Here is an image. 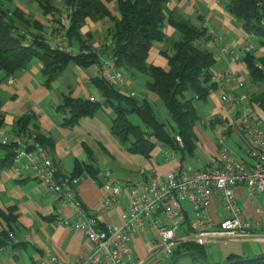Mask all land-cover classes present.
Here are the masks:
<instances>
[{"label": "crops", "instance_id": "obj_1", "mask_svg": "<svg viewBox=\"0 0 264 264\" xmlns=\"http://www.w3.org/2000/svg\"><path fill=\"white\" fill-rule=\"evenodd\" d=\"M53 1L55 5L57 1ZM102 2L115 18H120L117 0ZM168 2V11L188 18L193 24L207 31L210 38L204 45L213 52L216 49L220 53L213 71H231L238 79L244 80L242 91L249 96L264 90V82L249 81L244 61L232 62L228 55H221V47L238 50L250 38L237 20L226 11L223 0H194V4H189L186 0ZM15 5L19 7L18 4ZM23 11L28 15L27 10L23 8ZM33 17L47 30L44 15L37 13ZM111 27L112 22L107 18L96 21L87 18L80 30L83 43L74 41L72 47L79 50L80 46L86 45L97 53L100 61L106 59L110 55L106 48L109 44L107 31ZM164 32L169 39L179 36L170 24H166ZM215 38L218 39L216 48L213 43ZM167 41L155 42L148 57L149 63L166 71L169 65L164 52H171ZM253 53L257 58L263 57L264 46L256 48ZM100 61L87 68L71 65L49 85L44 84L41 74L43 63L40 61H34L27 69L17 71L13 75L1 72L0 101L4 124L0 129L11 132L17 118L30 115L31 121L27 129L38 132L39 140L61 175H72L78 162L88 163L96 169L108 167L114 178L120 182L137 180L142 169L148 174L159 175L182 164L201 169L217 158L216 136L221 133L226 135V143L236 156L251 162L247 153L250 141L239 128V108L232 109L228 104H221L216 92L211 93L206 102L199 104V112L201 119L207 117L210 112L216 113L217 116L201 128L195 127L196 149L193 155L186 156L183 161L177 153L175 159L168 160L160 142H156L149 157L127 151L111 133L112 110L104 105L92 116L81 117L74 125L65 124L68 111L59 108L65 96L89 100L90 97H95L96 101L104 100L101 91L91 83L93 77H99ZM123 71L127 74L125 76L128 89L133 91L135 96L153 98L145 86H142L146 79ZM134 86H139L145 91L139 93ZM225 86L227 92H241L236 90L235 83L231 80L226 82ZM254 110L260 116V110ZM233 149L241 153L243 151V154L240 155ZM80 175L82 179L77 186L78 198L86 210L95 215L98 226L119 225L126 200L113 211H102V194L98 183L87 173ZM236 194L244 214L257 218L255 208L258 205L264 208L263 200H258L256 194L253 201L244 186H239ZM184 206L191 218L190 205L185 203ZM0 208L5 213L14 208L16 220L12 223V234L18 240L17 245L8 244L1 251L0 264H41L49 254L57 256L63 262H74L85 254L87 238L81 231L73 228L77 219L75 210L72 207L62 208L55 195L27 173L17 176L10 167L0 170ZM208 210L215 223L226 217L224 207L216 197ZM65 218L67 223L62 221ZM3 228L7 226L0 218V230ZM186 229L184 225L179 235ZM156 242L154 228L148 227L146 232L136 234L132 241L135 260L142 259L144 264H154L148 253ZM205 251L210 262L223 264L231 255L243 258L264 255V243L230 240L210 245ZM165 263L169 264L168 261ZM188 264H193V260L188 261Z\"/></svg>", "mask_w": 264, "mask_h": 264}, {"label": "trees", "instance_id": "obj_2", "mask_svg": "<svg viewBox=\"0 0 264 264\" xmlns=\"http://www.w3.org/2000/svg\"><path fill=\"white\" fill-rule=\"evenodd\" d=\"M34 1L44 16L55 8L51 0ZM65 1L72 7L69 44L72 46L74 41L83 43L80 30L87 18L94 21L109 19L112 27L107 31V38L111 43L106 50L116 58L119 69L132 75L146 76V90L150 95L155 94L160 98L167 111L163 116L151 98L130 96L100 77H93L91 83L101 91L104 100L93 102L65 96L59 106L68 111L65 124L74 125L81 117L92 116L104 105L112 110L111 133L130 153L149 157L156 142H160L179 154L181 161L186 156L193 155L196 149L194 129L201 119L199 104L206 102L217 89L212 78L216 57L204 45L210 38L207 31L188 18L168 11L166 4L169 0H117L120 18H115L102 0ZM13 2L14 0H0V73L13 75L27 69L34 61H40L43 63L41 74L44 84L49 85L71 65L87 68L100 61L97 53L86 45L80 46L79 51L85 50L88 53L76 55L52 49L39 33L43 30V25ZM223 4L226 11L249 35L255 47L264 46V0H223ZM166 24L176 29L178 38L166 37ZM20 29L32 35L33 40L29 45H26V36L18 32ZM163 41H167L171 49L170 53L164 52L169 65L167 71L148 62L153 44ZM243 61L248 70L249 81L264 82V56L257 58L253 52H248ZM1 80L0 74V82ZM249 103L253 109L260 110V117L264 121V90L251 95ZM1 106L0 101V128L4 124ZM132 117L139 121H133ZM30 121V115L17 118L12 134L20 135L27 131ZM176 136L181 138L182 145L177 142ZM13 148L12 144L0 143V170L12 165ZM83 172L100 184L99 169L88 163L78 162L72 175ZM0 218L7 226L0 230L1 254L8 244L17 245L8 236L9 232H13L12 223L16 220L14 208H10L8 213L0 208ZM189 221L187 216L184 223L188 225ZM184 252H198L207 258L203 247L184 243L178 246L169 264ZM189 256L193 264H208L202 257ZM223 264H264V255L253 258L231 255Z\"/></svg>", "mask_w": 264, "mask_h": 264}, {"label": "built area", "instance_id": "obj_3", "mask_svg": "<svg viewBox=\"0 0 264 264\" xmlns=\"http://www.w3.org/2000/svg\"><path fill=\"white\" fill-rule=\"evenodd\" d=\"M56 1L54 10L45 15L47 30L39 32L44 42L52 49L73 55L88 53L74 49L69 44L72 7L65 0ZM186 1L194 4V0ZM168 5L169 2L166 7ZM18 32L26 36V45H29L33 40L32 35L23 29ZM213 43L216 48L218 39L215 38ZM255 50L254 42L248 38L238 50L221 47V55H228L232 62H243L244 55ZM214 54L216 59L220 55L216 49ZM98 73L108 84L135 96L128 89L127 78L117 67L114 56L109 55L100 61ZM212 78L217 84L214 92L218 94L221 104H228L232 109L239 108V128L250 141L247 153L251 162L237 157L228 147L226 135L221 133L216 136L217 158L201 169L182 164L161 175L148 174L142 169L137 180L120 182L108 167H101L98 172L101 178L98 184L102 194L101 210L113 211L126 200L119 225L98 226L95 215L86 210L77 195L82 176L59 174L39 140L38 132L28 129L20 135H14L0 129V143L14 145L10 168L17 176L27 173L51 191L62 208L72 207L77 217L73 228L87 238V249L81 259L63 262L49 254L41 264H144L142 259L135 260L132 241L136 234L146 232L148 227L155 229L157 237L156 244L148 253L154 264L169 263L178 246L184 243L204 249L230 240L264 243V208L259 205L255 208L257 218L246 216L236 194L237 188L244 186L253 201L256 194H262L264 203V121L250 105V96L242 91L244 80L238 79L231 71H212ZM230 80L235 83L236 90H241L240 93L226 91V82ZM90 101L95 102V97H90ZM216 116V113L210 112L196 126L201 128ZM176 140L182 145L179 136H176ZM163 148L168 160L176 158L175 152L164 145ZM214 197L226 212V217L218 223L213 221L208 210ZM185 203L190 205L192 213L188 225L184 223L188 216ZM62 221L67 223L66 218ZM184 225L187 229L179 235ZM8 236L15 243L18 242L11 232Z\"/></svg>", "mask_w": 264, "mask_h": 264}, {"label": "rangeland", "instance_id": "obj_4", "mask_svg": "<svg viewBox=\"0 0 264 264\" xmlns=\"http://www.w3.org/2000/svg\"><path fill=\"white\" fill-rule=\"evenodd\" d=\"M51 1H52L53 3H55L53 0H51ZM13 4H14V5H15V4H18L20 9L23 10V8H24L25 10H27V11H28V15H30V16H33L34 14L40 13V8H39L37 2H35L34 0H14ZM15 6H17V5H15ZM17 7H18V6H17ZM122 72L124 73L123 70H122ZM125 74H126V73H124V75H125ZM126 75H127V74H126ZM138 75H139V77L141 76V77H143L144 79H147V77L144 76V75H142V74H138ZM139 79H140V78H139ZM142 86H145V83H144ZM134 87H135V86H134ZM135 89H136V91H138L139 93L145 91V89H142V88L139 87V86H136ZM261 89H262V88H261ZM261 89H260V90H261ZM258 91H259V89L256 90V92H258ZM151 95L153 96L152 100H153L154 103L156 104L157 109H158L162 114L167 113L166 108H165V106H164L162 100H161L160 98H158L155 94H151ZM163 116H164V115H163ZM132 118H133V121H135V122H138V121H139L136 117H132ZM233 150H234L236 153L240 154V155L243 154V151H242V153H241V152L238 151L237 149H233ZM242 156H243V155H242ZM237 157H238V156H237ZM257 199H258V200H261V199H262V194H257ZM209 254H210V252H209ZM209 257H210V255H209ZM191 260H192V258H191L190 256H187V255H186V256H183L182 258H179L176 264H188V261H191Z\"/></svg>", "mask_w": 264, "mask_h": 264}, {"label": "water", "instance_id": "obj_5", "mask_svg": "<svg viewBox=\"0 0 264 264\" xmlns=\"http://www.w3.org/2000/svg\"><path fill=\"white\" fill-rule=\"evenodd\" d=\"M189 256V255H196V256H199V257H202L208 264H213L212 262H210L207 258L203 257L201 254H199L198 252H184L180 255H178L173 261L171 264H174L180 257L182 256Z\"/></svg>", "mask_w": 264, "mask_h": 264}]
</instances>
